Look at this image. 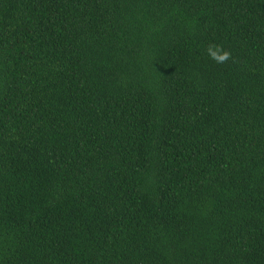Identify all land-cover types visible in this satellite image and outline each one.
<instances>
[{"label":"trees","instance_id":"trees-1","mask_svg":"<svg viewBox=\"0 0 264 264\" xmlns=\"http://www.w3.org/2000/svg\"><path fill=\"white\" fill-rule=\"evenodd\" d=\"M0 264H264V0H0Z\"/></svg>","mask_w":264,"mask_h":264}]
</instances>
